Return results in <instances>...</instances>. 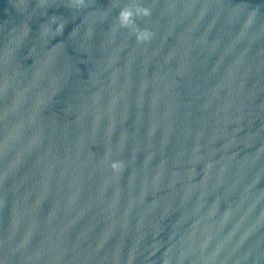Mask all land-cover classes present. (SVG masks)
Instances as JSON below:
<instances>
[{
	"label": "water",
	"instance_id": "obj_1",
	"mask_svg": "<svg viewBox=\"0 0 264 264\" xmlns=\"http://www.w3.org/2000/svg\"><path fill=\"white\" fill-rule=\"evenodd\" d=\"M0 264H264V0H0Z\"/></svg>",
	"mask_w": 264,
	"mask_h": 264
},
{
	"label": "clouds",
	"instance_id": "obj_2",
	"mask_svg": "<svg viewBox=\"0 0 264 264\" xmlns=\"http://www.w3.org/2000/svg\"><path fill=\"white\" fill-rule=\"evenodd\" d=\"M143 15H145V16L149 15V12H148L147 9L143 10ZM131 17H132V12L131 11L122 10L119 13V18H120V21H121V25L122 26H126L128 24V22H129ZM137 39H139V40H148V39H150V34L149 33H144L141 36L137 37Z\"/></svg>",
	"mask_w": 264,
	"mask_h": 264
}]
</instances>
